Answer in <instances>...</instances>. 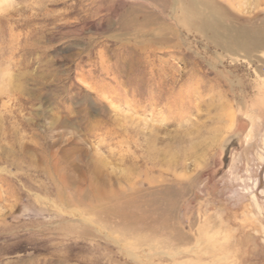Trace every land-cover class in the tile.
<instances>
[{
	"label": "rangeland",
	"instance_id": "1",
	"mask_svg": "<svg viewBox=\"0 0 264 264\" xmlns=\"http://www.w3.org/2000/svg\"><path fill=\"white\" fill-rule=\"evenodd\" d=\"M0 264H264V0H0Z\"/></svg>",
	"mask_w": 264,
	"mask_h": 264
},
{
	"label": "bare ground",
	"instance_id": "2",
	"mask_svg": "<svg viewBox=\"0 0 264 264\" xmlns=\"http://www.w3.org/2000/svg\"><path fill=\"white\" fill-rule=\"evenodd\" d=\"M133 230V229H132ZM127 231V230H126Z\"/></svg>",
	"mask_w": 264,
	"mask_h": 264
}]
</instances>
